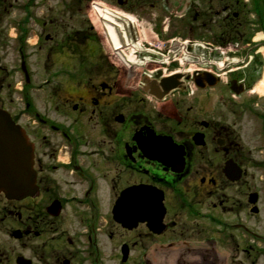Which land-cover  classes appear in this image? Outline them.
I'll return each mask as SVG.
<instances>
[{
  "label": "flooded vegetation",
  "instance_id": "1",
  "mask_svg": "<svg viewBox=\"0 0 264 264\" xmlns=\"http://www.w3.org/2000/svg\"><path fill=\"white\" fill-rule=\"evenodd\" d=\"M87 1L0 0V110L33 144L37 184L23 199L0 191L17 244L0 241V264H152L147 244L164 238L179 264H264V0H109L161 36L171 21L206 29L211 65L162 101L79 21ZM142 189L162 195L159 234L118 221Z\"/></svg>",
  "mask_w": 264,
  "mask_h": 264
},
{
  "label": "water",
  "instance_id": "2",
  "mask_svg": "<svg viewBox=\"0 0 264 264\" xmlns=\"http://www.w3.org/2000/svg\"><path fill=\"white\" fill-rule=\"evenodd\" d=\"M135 42H137L134 36ZM161 74V73H160ZM181 75L165 77L161 82L144 80V89L151 95L162 99L176 89H184ZM152 150V149H151ZM33 144L25 131L12 120L10 114L0 110V191L9 199H23L36 193V173L33 168ZM154 150H152L153 152ZM170 152L169 149L164 150ZM163 161L161 157L158 158ZM143 195L134 199L120 201L118 220L124 226L133 228L140 221H149L150 228L161 233L162 219L165 214L163 198L153 189L139 190ZM127 206L132 210L127 211ZM124 212V213H123ZM15 232L14 236L18 237ZM128 247L124 248V260L128 258Z\"/></svg>",
  "mask_w": 264,
  "mask_h": 264
},
{
  "label": "rangeland",
  "instance_id": "3",
  "mask_svg": "<svg viewBox=\"0 0 264 264\" xmlns=\"http://www.w3.org/2000/svg\"><path fill=\"white\" fill-rule=\"evenodd\" d=\"M91 1L92 0H88L86 2L85 6L82 7V12H81L82 17L79 19V21L80 20H86L89 24H91V22H90V18H91V20L94 21V24L96 27L95 32L100 33V35L101 34L104 35L105 33H109V29L106 27L105 19L102 18L101 21H99V18L97 16H95L94 12H92L94 15L91 13V6H90ZM103 1L108 4L107 7L115 9V8H113L114 4H112L109 0H103ZM130 13H132V12H130ZM72 22L73 21H71V23ZM138 24L140 27L139 28V30H140L139 43L142 44V47L146 46L149 49H150V47L155 48L157 50L162 51L168 57L166 63L161 64V66H163L164 68L167 69L166 70L167 74L174 72L176 70H188V69H189L188 71H190V73H192L194 71V69H196V68H207V64L200 63L201 61L196 59L195 56H192L190 53H188L186 51V49H182V47L185 46L184 44L180 45V43H179V42L183 43V42H186L188 40L198 41V42L209 41V39L206 37V35H204V34H206V29L205 30L198 29L197 36L196 35H189L184 30V28L181 27V23L179 21H171L169 24H167L169 26V28H166L164 30V35L161 36V33L159 32L158 26L156 24H154V22H152V21L151 22H147V21L143 22L141 20L140 22H138ZM199 25L201 26V24H199ZM111 38H112V36H111ZM175 39H176V41H175ZM175 42L178 45H176ZM172 44H174V45H172ZM114 45H115V43H114ZM104 46L107 48L108 51H112V49L110 48V46L108 44L105 43ZM171 50H176L173 53L174 55H176V59H177L176 62L172 61L173 60V59H171L172 57H169L171 54L168 55ZM202 51L203 50L201 48L200 51H197V54H201ZM125 52L129 56L130 49L125 51ZM118 55L121 58L122 62L123 61L125 62V58L123 57V54L121 51L119 52ZM201 55H203V57H205L206 61H207V59L209 60L207 53L201 54ZM138 59H140V58H138ZM190 59H192V60H190ZM194 60L196 61V63H194ZM136 65H137V67L133 68L132 70L136 74V76L141 77V75H143L145 72H147L150 68L157 70V68L160 64H154V63L148 62L146 64H139V65L136 64ZM210 65L211 64H209V66ZM35 67H36V69L32 72V74H34L35 79L37 81L40 82V81L48 78L47 72L41 70L37 66H35ZM17 78H18V80H22V82H23L22 77L19 78L16 75L14 77V79L17 81ZM140 91H138V93L142 92V91L141 92ZM0 207H2V206H0ZM10 227L11 226L9 224H4L3 222H0V241L4 240L7 248H13L15 245H17L16 242L12 239V236L9 234V231L11 230ZM120 233H121V231H120ZM164 239H169V238H164ZM164 239H163V242H164ZM151 241H154V240H151ZM151 241L147 245L149 247L150 256H152L151 258H154V264H173L174 261L168 260L167 262H165L162 259V257L159 254H157L156 250L158 249L159 245H154L153 242H151ZM164 243H166V242H164ZM136 251H138L139 254L141 252L140 249L139 250L137 249ZM108 254H111V252L109 251ZM135 261H136V258L134 256H131L129 262L126 264H133ZM118 264H121V261L118 260Z\"/></svg>",
  "mask_w": 264,
  "mask_h": 264
},
{
  "label": "bare ground",
  "instance_id": "4",
  "mask_svg": "<svg viewBox=\"0 0 264 264\" xmlns=\"http://www.w3.org/2000/svg\"><path fill=\"white\" fill-rule=\"evenodd\" d=\"M104 18L107 23V27L109 29V33L113 37L114 41L118 48L121 49H130L129 57L130 59L137 63V64H145L148 62H161L167 61V57L162 58L161 60H153V57L149 53L144 54V48L142 47L141 43H134L135 41L132 40L134 36L133 28L131 25L137 26L136 20L130 16L129 14L124 13H116L113 11L106 10L104 12ZM129 25L131 27H129ZM262 35L259 36V38ZM121 38V40H120ZM123 44V47H120ZM198 48L195 46V49ZM138 54H143L141 59H138ZM188 59V58H187ZM201 55L199 56V60H201ZM262 92L264 93V81L262 84Z\"/></svg>",
  "mask_w": 264,
  "mask_h": 264
}]
</instances>
